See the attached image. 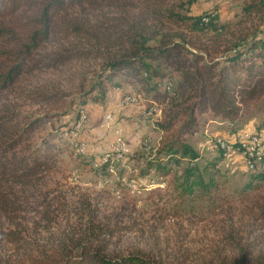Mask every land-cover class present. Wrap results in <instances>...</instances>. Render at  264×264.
<instances>
[{
    "label": "trees",
    "instance_id": "obj_1",
    "mask_svg": "<svg viewBox=\"0 0 264 264\" xmlns=\"http://www.w3.org/2000/svg\"><path fill=\"white\" fill-rule=\"evenodd\" d=\"M110 1L123 12L94 26L75 9L96 0H0V92L16 90L35 103L60 99L66 94L60 89L17 87L24 76L57 71L72 62L82 67L96 62L99 67L88 89L98 91L95 101L104 100L106 81L117 72L139 83L163 104L159 128L168 132L144 158L139 174L172 173L168 192L176 203L162 216L190 227L197 223L195 214L198 221L210 218L216 222L212 235L200 249L186 246L187 234L175 248L167 238L161 244L158 236L150 245L123 247L121 232L134 226L126 219L130 211L100 215L98 202L85 197L67 211L61 225L58 206L51 209L64 201L60 191L42 187L54 160L29 142L30 129L20 125L18 111L1 103L0 264H264V195L262 201H252L247 213L224 209L227 179L218 167L223 149L219 158L200 163L198 152L184 139L195 131L197 115L211 112L233 122L264 94V0L244 3L233 23L219 21L213 12L173 13L172 0ZM137 2L152 11L126 13ZM170 21L182 22L189 34L205 35L204 44L191 47L186 31L166 27ZM153 62L178 74L162 93L148 84ZM73 73L82 89L86 71ZM234 146L242 150L240 141ZM257 162L264 164V156ZM109 165L105 161L103 169ZM248 170L242 192L264 181V170Z\"/></svg>",
    "mask_w": 264,
    "mask_h": 264
},
{
    "label": "rangeland",
    "instance_id": "obj_2",
    "mask_svg": "<svg viewBox=\"0 0 264 264\" xmlns=\"http://www.w3.org/2000/svg\"><path fill=\"white\" fill-rule=\"evenodd\" d=\"M248 1L250 0H172L169 4H172L173 13L196 15L213 12L219 16V21L233 23L237 20L242 5ZM96 2L91 6L84 5L82 9H75L91 25L96 26L97 23L107 21L105 18L113 19L123 12L110 0ZM125 11L131 16H139L148 15L152 10L146 4L137 2L135 7ZM166 27L186 31L189 45L195 49L205 42V38H202L205 35L197 32L189 34L182 22L170 21ZM153 65L154 70L148 84L162 93L166 91V83L175 84L178 74L155 62ZM98 68L96 62H88L84 67L78 62H72L57 71L49 68L32 74L30 78L24 76L20 79L21 86L17 87L19 90L44 86L50 90L65 91L62 98L54 101L35 103L22 99L16 90L0 92V104L6 103L18 111L20 125H28V139L32 146L40 148L54 160L42 187L59 190V197L64 201L52 204L51 209L58 206L56 211L59 212L60 224L63 225L65 218L62 217L67 216V211L85 197L84 199L98 202L100 215L130 211L126 219L133 221L134 226L129 231L121 232L120 244L123 247L129 243L150 245L154 242V237L158 236L161 244L167 238L169 247L175 248L178 246L176 241L187 234L190 239L186 240V246L189 249H200L212 235L210 228L216 222L210 218L198 221L200 215L195 214L194 220L197 223L190 227L163 217L164 209L176 203L168 192L172 173L165 176H156L153 171L145 176L139 174L145 164L144 158L154 153L158 142L168 135V132L159 128L164 123L163 104L153 100L151 93H145L139 83L125 80L120 75L121 72L115 73L106 81L104 100L95 101L98 91L88 89L94 81L92 75ZM76 69L86 71L82 89H79L76 79L71 76ZM125 95H132L136 99L133 103L122 105L120 99ZM149 107L155 109L151 115L146 114ZM84 112L85 119L81 121L79 128L75 127L73 130L78 115ZM106 113H110L111 117L105 119ZM194 130L184 135V139L198 152L200 163L219 158L217 139L228 145L227 153L218 161V167L227 179L224 209L247 213L252 201L263 200L264 181L260 182V187L242 192L241 188L248 181L251 172L245 164L243 151L234 146V143L248 141V146L251 143L250 137L255 135L258 147L264 145V94L248 103L244 115L233 122L214 116L211 112L197 115ZM105 161L110 162L107 170L103 169ZM211 221L212 224H208ZM260 231L264 234V227Z\"/></svg>",
    "mask_w": 264,
    "mask_h": 264
},
{
    "label": "built area",
    "instance_id": "obj_3",
    "mask_svg": "<svg viewBox=\"0 0 264 264\" xmlns=\"http://www.w3.org/2000/svg\"><path fill=\"white\" fill-rule=\"evenodd\" d=\"M136 98H134L132 95H125L123 96L121 99H120V103L122 105H126L128 103H133L135 101ZM155 109L154 108H150L146 111V114L147 115H151L152 113H154ZM111 117L110 113H106L105 114V119ZM85 119V112L82 113V119L79 120V122H75V124H78V128L80 127V124H81V121H83ZM253 141V148H244V146H241L242 147V150L243 151V154H244V157H245V164L246 166H248L249 164H252V162H246V154L248 153H251V152H257V138L254 137V139H251ZM218 146L223 149V154L225 155L227 153V149L228 147L225 146V143H223L222 140L220 139H217V142ZM257 169H261V170H264V166H259L257 165Z\"/></svg>",
    "mask_w": 264,
    "mask_h": 264
},
{
    "label": "bare ground",
    "instance_id": "obj_4",
    "mask_svg": "<svg viewBox=\"0 0 264 264\" xmlns=\"http://www.w3.org/2000/svg\"><path fill=\"white\" fill-rule=\"evenodd\" d=\"M170 87H171V83L168 82L165 84L166 89H168ZM81 119H82V113L78 115V120L76 122H79V120H81ZM75 127L78 128V124L74 123V125L72 127L73 130L75 129ZM254 137H255V135L251 136L249 140L254 139ZM246 140H248V139H246ZM246 142H248V141H241L240 142L241 146H244V148H253V141L252 140L250 141L251 143L248 146H247ZM225 146L228 147V145H226V144H225ZM261 156H264V145L262 147H261V145H260V147H258V145H257V152H251V153L246 154V162H252V164L248 165L250 169H252L253 167L257 168V165L264 166V164H262V162H257L258 158Z\"/></svg>",
    "mask_w": 264,
    "mask_h": 264
},
{
    "label": "crops",
    "instance_id": "obj_5",
    "mask_svg": "<svg viewBox=\"0 0 264 264\" xmlns=\"http://www.w3.org/2000/svg\"><path fill=\"white\" fill-rule=\"evenodd\" d=\"M115 103V102H114ZM116 103H118L117 101H116Z\"/></svg>",
    "mask_w": 264,
    "mask_h": 264
}]
</instances>
